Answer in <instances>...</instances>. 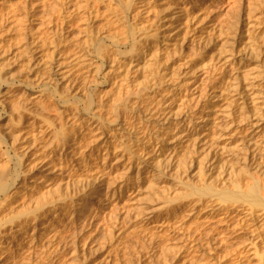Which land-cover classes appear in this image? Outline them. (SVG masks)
<instances>
[{"label":"rangeland","instance_id":"374dc122","mask_svg":"<svg viewBox=\"0 0 264 264\" xmlns=\"http://www.w3.org/2000/svg\"><path fill=\"white\" fill-rule=\"evenodd\" d=\"M118 1L117 5L116 0L114 4L111 0H0V184L19 190L18 201L13 209L5 210L4 217L12 212L30 216L27 213L42 202L62 194H68L77 207L84 195L82 184L93 183L94 171L102 165L97 154L107 150L113 161L105 195L100 197L101 212L118 205L117 221L113 218L108 223L114 237L100 228L82 238L81 231L66 228L60 235L62 241L80 240L81 248L63 247V253L59 251L47 261L264 264L259 260L264 253L263 209H256L255 218L243 213L228 218L238 229L223 232L230 237L226 245L213 240L220 238V231L213 229L218 217L202 228L195 216L180 218L182 226L164 235L156 234L153 227L158 216L157 221L174 222L175 214L178 219L180 209L165 218L171 201L177 202L175 208L198 200L188 188L202 182L203 167L207 172L202 175L218 189H233L235 182L249 186L253 177L264 182V148L260 145L264 142V0L207 1L196 10L192 6L196 0H133L129 6L130 0ZM114 14L122 16L121 24L112 25ZM129 61L132 67L127 65ZM62 75L71 77L64 80ZM230 78L237 82L240 110L227 122L222 116L229 110L230 97L228 102L213 103L212 93L228 85ZM74 110L82 117L77 119L80 123L90 117L97 123L94 127L102 126L92 134L82 133V144L88 147L84 149L85 168H78L74 180L65 177L61 181L57 174L45 176L47 172L34 167V160L61 137L56 130L62 135L60 126ZM118 123L123 126H118L123 133L120 140L134 154L122 150L118 137L111 134ZM186 130L191 134L184 136ZM140 133L159 144L166 141V149L146 153L151 159L146 167L150 173L136 177L137 159L142 154L136 146H149V137L142 141ZM28 145L30 148L25 147ZM204 200L208 206L232 205L221 204L216 197ZM198 214L207 221V215ZM56 217L51 223L54 231L63 228L61 213ZM23 220L18 218L13 226ZM18 239L16 236L9 244L20 247ZM49 241L48 236L42 239L35 253H27L25 245V253L17 257L12 248L0 251V264H49L40 255ZM60 245L64 243L60 241ZM247 251L251 253L249 263L244 262Z\"/></svg>","mask_w":264,"mask_h":264},{"label":"bare ground","instance_id":"6f19581e","mask_svg":"<svg viewBox=\"0 0 264 264\" xmlns=\"http://www.w3.org/2000/svg\"><path fill=\"white\" fill-rule=\"evenodd\" d=\"M100 1H102V0H100ZM117 1L118 0H116V2H115V0H111V3L112 4H114V2L117 3ZM132 1L133 0H130L129 4L127 2H126V4H128V6H129L130 3H132ZM207 1H208V3L209 2L212 3V2H215L216 0H196L192 3V6H193L194 10H196L195 8L198 9V8H202L203 6H205V4H207L206 3ZM220 1H222V0H219V2ZM202 2H204V3H202ZM83 5L84 4L82 3V6ZM108 5H110V4L108 3ZM117 5H118V3H117ZM119 5H121L120 2H119ZM111 6L113 7V5H111ZM146 13L147 12H145V14ZM114 15L115 16H113L114 20H113L112 25H117L119 23L121 24L122 16H120L118 14H114ZM111 21H112V19H111ZM155 35H156V33L149 36L148 39L154 38ZM148 39H147V41H148ZM141 40H142V38H141ZM150 46H151V44H150ZM117 50H118V48H117ZM117 50L115 51L114 55H116ZM103 51H104L103 49H101V48L99 49V52H98L99 56L103 57V55H104ZM118 54H119V52H118ZM50 64L51 65L49 66V74H50L49 78H50V81H52L53 75H55V72H53L54 71V69H53L54 61L51 60ZM81 64H82V62H81ZM83 64H86V63L83 62ZM127 65H129V67L130 66L132 67L133 62L129 61L127 63ZM67 77H71V76L70 75L69 76L62 75V78H64V80L67 79ZM222 77H224V76H222ZM232 78H234V77H232ZM232 78H230L231 80L228 81L229 82L228 85H226V86L224 85L225 87L223 86L224 88H222V86H220V84H219L220 88H218V90L216 92L212 93V99H214L213 103L227 101L228 97H230V99H229L230 101H229V105H228L229 110L228 111L224 110L225 111L224 113H223V111H221L223 113V116H222L223 120L225 119V121H227V122L229 121V119L231 117L235 116L237 108L239 109V102L235 96V90H237V82H236V79L232 80ZM224 79H225V77H224ZM221 80H222V78H221ZM224 82H226V80ZM222 85H223V83H222ZM157 86H159V85H157ZM90 104H92V103H90ZM49 108H50V106H49ZM245 109H243V112L245 111ZM87 111H89V113H90L91 110H87ZM116 111H118V110H116ZM257 111H258V109H257ZM259 111H260V108H259ZM75 112L78 113L77 111L74 110V115H72V117L70 116V113H68L69 116L71 117L69 119L70 121L68 120L66 123H62V125L60 126L61 129L63 128L62 129L63 131L60 130V131H62L61 132L62 135L59 133V130H56V131H58V133L57 132H55V133H57V135L59 134L58 136H61V137H59V138L56 137L57 139L55 141L53 140L50 143L49 149L47 151L41 153L34 160V167H36L39 170H42L45 173L47 172V174H45V176H48V175L53 173V174H57V176L61 179V181H63L65 177H67V179H70V178L73 179L74 175L77 174V172H78V168H80L82 165H83V168H85L84 164L86 163V161H85L86 155H85L84 149L86 150L87 144L86 143H85L86 145L82 144V140L84 139V136L82 133H84L85 135L88 133L92 134V131L95 132L94 130L97 127V126L94 127V125H96L97 123L95 124V122L93 120H89L90 117L88 119H87V117H86V119L83 117L84 119L83 120L81 119L82 121L80 123V121L77 119H78V117H81V116L79 113L77 114L79 116H76ZM92 112H93V110H92ZM21 113H22V111H21ZM83 116H85V115H83ZM101 116H102V114H101ZM216 116H218V117L221 116V113H219ZM103 117H104V115L102 116V118ZM211 117H212V114H211ZM96 118L92 117V119H94V120ZM222 118H219V119L222 120ZM204 119H205V121H209V118H204ZM140 120H142V119H140ZM98 121H99V119H98ZM213 121H215V120H213ZM102 123H104V122H102ZM120 124L118 123V125L116 126L117 129H113L111 131V134H114V136H117L118 140H120V139L123 140L121 137L123 135V133L121 132L120 128L118 127V126H120ZM168 125L170 126L171 122H168ZM101 126H102V124H101ZM101 126H99V127L101 128ZM121 127H123L122 124H121ZM83 128L84 129L86 128V131L83 130ZM100 128L97 127V130L98 129L100 130ZM263 132H264V130H263ZM189 133L190 132L188 130H186L184 136H187ZM141 135H143L141 137L142 141L147 140L149 137V135L144 134V133L143 134L140 133V136ZM192 138H193V136H192ZM260 138H263V137L261 136ZM151 139H153V138L149 137V140L147 141V144H149V146L144 148V149L139 144L136 146V148L142 152L141 156H139V158L137 159L138 161H137L136 166L138 167V169H137L136 177H140V175L142 173H147V174L150 173V172H148V168H146V167L150 165L151 159L148 160L146 158V155H147L146 153H148L152 150V151H157V152H154L157 154L161 149H166L165 148L166 147L165 146L166 141L163 144L162 143L159 144V142L157 140L153 141ZM121 140H120V142L122 143L121 144L122 150H124L125 152H131V154H134V151H131L132 149H130L129 145L127 147V144L122 142ZM197 142H194L195 145ZM187 143H188L187 146H189L190 141H187ZM194 143H193V146H194ZM197 145H199V144L197 143ZM260 145L262 146V148H264V142H262V143L260 142ZM25 147L30 148V145L25 146ZM175 148H177V147H175ZM106 151L104 150V152H105V153L103 152L104 154L101 152L100 153L97 152L98 153L97 156H98V158L101 159L102 165L95 169V171H94V177L95 178L93 179L94 180L93 183H91L89 185L82 184L81 188L83 189L84 195H83V197H81L79 199L78 202H76L77 207L73 206V204L71 202L72 200L69 199L70 196H68V194H62L57 199L46 200L45 202H42L37 208H35V210H32L31 212L27 213V215H30V216L20 217L21 215L20 216L15 215V213L12 212L9 214L8 218H5L4 217L5 216L4 214L6 213L5 210H7L11 207H12V209L14 208L13 205L15 204V201L17 199V196H18L17 192L19 190L15 189L16 187L11 188V186L8 183H1L0 184V251H5V250L8 251V250H11V248H12L17 252V255H16V257H17L20 252L24 251V247H25V245H27L28 249L27 250L25 249L26 252L27 253H30V252L35 253L36 249L39 247L40 241L42 239H44L46 236H48V239L50 240L48 243V246H44L45 249L40 254L41 257L45 258L47 261V259L51 258L53 256V254H57V252H58V254H60V252L63 251L62 250L63 247H64L63 249H65L66 247L72 246V248L70 247V249H73L75 251H78L79 247L81 248L80 240L73 241L72 240L73 238H72L71 239L72 243H67L66 240L62 241L60 235L62 233H64V232H62V230L64 231V230H66V228H70L71 230L75 229L74 231H76V230L81 231L80 234H82V238L86 234H89L91 232H95L98 229L100 230V228L102 230L104 229L105 231L106 230L108 231L109 230L108 223H111L113 218L114 219L116 218L115 221H117V207H118V205L116 204V206H114V208H112L109 212H106V213L101 212L102 202H101L100 197L105 195L104 194V188L107 184L106 183L107 178L110 177V171H111L110 166L112 164L111 162L113 161L111 158L112 156H110V153H108L109 151L108 152H106ZM205 151H206V148L204 149V152ZM24 153L20 155L22 158L26 156V153L25 154ZM206 155L210 156L211 151H209L208 154H206ZM16 156L18 158H21L18 155H16ZM153 157H155V155ZM174 157H175V155L173 156V158ZM86 165H88V164H86ZM141 168H142V170H141ZM205 172H207L206 168L203 167L202 173H201V176L203 177V178H201L202 182L199 184H194L190 188H188L189 193L197 196L198 200L196 202L193 201L190 204H184V206L183 205L176 206L177 208L173 207V205L176 204L177 202L174 200L171 201L170 204H173V205H170L169 209H167V213H166L167 215L165 216V218L168 220V218H170L171 214H175L176 211L180 209L179 210L180 212L177 211V213H179L178 219H177V214H175L174 222H172L173 219H170L169 220L170 222H168V221H157L160 219V217L158 216L156 221L155 220L153 221L154 222L153 224H155V225H153V227L157 230L156 234L164 235V234L172 231L176 227H181L182 222L179 221L180 218H182V220H183V218L191 219V218H193V216H195V220L200 223L199 227L202 228L204 226V224H206V223L211 224L210 221L214 220L216 217H218L219 219L215 223L217 226L213 227V229L214 230L217 229L218 231H220L218 233L220 238H214L213 240H214V242H217V244H219V245H226L229 242L230 237H229V235L228 236L225 235L223 232L227 231V230L232 231V230L238 229V225L236 223H231V220L229 221L228 218L230 219L231 217L233 218L235 216L240 217V215H242V213L245 214L249 218H255V216L257 215V213H256L257 208L264 210V182L262 181L261 178H254L253 177V182H251V184L249 186H246V187L243 186L240 182H235V183H233L234 188L227 190V189H218L217 186H215L214 184L208 183L207 176H206V178L203 176L205 174ZM45 176L42 178H45ZM137 179L135 181H133L131 184L132 185L135 184L137 182ZM68 182L70 183V181H68ZM68 182H65V183L68 184ZM72 183H73V181H72ZM212 197H216L220 201L221 204L231 203L232 205H230V206H226V205L208 206V205H206V203L204 202L205 201L204 199L205 198H212ZM69 200H71V201H69ZM17 201H18V199H17ZM245 205H246V207L248 206V209L243 210V206H245ZM12 209H10V211H12ZM59 212L61 213L62 219H60V221L62 220L63 228L61 229V226H60V230L54 231L53 226H52L53 224H51V223L57 219L56 214ZM198 213H200V214L202 213V214L207 215L206 216L207 221H204V219L201 218V216ZM262 216H264V214ZM18 218H25V220H23L19 225L13 226L15 220H17ZM262 221L264 222V218L262 219ZM7 224H11L12 226L7 227ZM114 228H112V229H114ZM146 228H148V227H146ZM110 231H112V230L110 229ZM200 232L203 233L202 230H200ZM65 233H66V231H65ZM108 233L111 236L113 235L112 232H111L112 234H110L109 231H108ZM64 235L65 234L62 235L63 238H64ZM114 235H115V233H114ZM114 235H113V237H114ZM16 236H19L18 241H20L22 243V245L20 247H18V245L16 247V245L14 246V245L9 244V241H14ZM66 236H68V235H65V237ZM161 237H163V236H161ZM58 238L60 239L61 243L62 242L64 243V246H61L62 244L60 245V241L58 240ZM210 239H211V237H209V242H210ZM58 241H59V243H58ZM194 241H195V239L192 242H194ZM185 243L190 244L188 239H186ZM253 247H254V249L252 251H254L253 252L254 256L259 255L258 248H256L255 244L253 245ZM73 250H72V254L75 255L73 253L74 252ZM16 252H14V253H16ZM68 252H69V249H68L67 253ZM24 253H25V251H24ZM12 255H14V254H12ZM250 255H251V253L249 251L244 253V258L245 259L247 258L244 262H246V263L250 262L248 260ZM24 256H25V254H24ZM259 260L261 261V263L264 262V253H263V255H259ZM260 261H258L257 263H259ZM14 262H16V261H14ZM48 262H49V264H51L52 261L49 260V261H47V263ZM63 263H61V264H63ZM52 264H54V261L52 262Z\"/></svg>","mask_w":264,"mask_h":264}]
</instances>
